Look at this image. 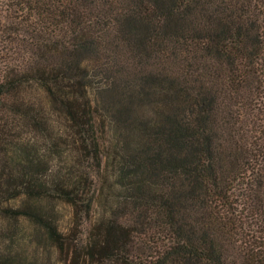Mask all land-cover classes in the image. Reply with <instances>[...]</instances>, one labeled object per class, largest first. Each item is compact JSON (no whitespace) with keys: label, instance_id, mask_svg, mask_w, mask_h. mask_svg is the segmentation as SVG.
<instances>
[{"label":"trees","instance_id":"trees-1","mask_svg":"<svg viewBox=\"0 0 264 264\" xmlns=\"http://www.w3.org/2000/svg\"><path fill=\"white\" fill-rule=\"evenodd\" d=\"M21 216L68 264H264V0H0V264Z\"/></svg>","mask_w":264,"mask_h":264},{"label":"rangeland","instance_id":"rangeland-1","mask_svg":"<svg viewBox=\"0 0 264 264\" xmlns=\"http://www.w3.org/2000/svg\"><path fill=\"white\" fill-rule=\"evenodd\" d=\"M65 144L59 145L57 151L46 153L45 156H38L36 161L39 166V170L48 174L47 176H41L39 179H36V183H42L43 188H49V185L45 182L46 178L52 173H55L56 170H59V167H62L63 163V148ZM105 152V151H104ZM41 153H44V149L41 148ZM106 170H103V174L100 180L97 182V190L101 193V198L96 202L95 207V216L100 214L105 210H109V205L111 200L116 197V187L113 179L111 178L112 168L110 165L106 166ZM80 169L86 171H92L91 162L87 159H82V164L79 166ZM103 168V169H105ZM35 169V168H34ZM65 168H63L64 171ZM36 170V169H35ZM73 175V174H72ZM104 176H107L104 179ZM21 200V206L26 208L27 205L38 209L44 218L50 217L51 221H54L60 230V236L66 238L67 228L70 224V206L63 200V197L57 196L52 192H49L47 195L40 199H28L27 197H20L17 200V203ZM11 220V219H9ZM40 220V219H39ZM11 224L15 228L11 230H16V234H12L14 246H17L18 250L17 255L12 261L11 258H5L11 263L7 264H68L69 261H66L67 253L65 244L59 248L54 240L50 238L48 233L44 228V223L42 221H35L33 218L28 216H21L19 219L11 220ZM84 232V230H82ZM14 233V232H13ZM80 234V232H79ZM8 236L7 233L2 232L0 234V250L4 248L8 250L10 246L8 245ZM27 256L26 262H18L19 259ZM0 257L2 255L0 254ZM81 263V261L79 262Z\"/></svg>","mask_w":264,"mask_h":264}]
</instances>
